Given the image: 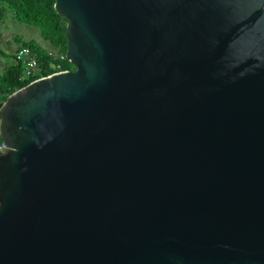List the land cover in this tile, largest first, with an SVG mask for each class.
<instances>
[{
	"label": "water",
	"instance_id": "95a60500",
	"mask_svg": "<svg viewBox=\"0 0 264 264\" xmlns=\"http://www.w3.org/2000/svg\"><path fill=\"white\" fill-rule=\"evenodd\" d=\"M72 69L0 106V264H264V0H54Z\"/></svg>",
	"mask_w": 264,
	"mask_h": 264
},
{
	"label": "trees",
	"instance_id": "16d2710c",
	"mask_svg": "<svg viewBox=\"0 0 264 264\" xmlns=\"http://www.w3.org/2000/svg\"><path fill=\"white\" fill-rule=\"evenodd\" d=\"M7 10L12 13L16 21L36 27L40 36L58 49L59 55H53L33 40L20 41L21 45L12 55L13 62L6 66L0 75V106L7 96L15 90L39 77L54 73L56 65H60V70L73 68L65 58L67 48L64 36L66 21L56 13L54 0H0V24ZM22 47L29 48L37 60V66L30 70L29 74H26L25 63L22 60H16L15 53ZM0 53L3 56H8L1 50Z\"/></svg>",
	"mask_w": 264,
	"mask_h": 264
},
{
	"label": "rangeland",
	"instance_id": "374dc122",
	"mask_svg": "<svg viewBox=\"0 0 264 264\" xmlns=\"http://www.w3.org/2000/svg\"><path fill=\"white\" fill-rule=\"evenodd\" d=\"M29 40L35 41L41 48L53 55H59L58 49L44 40L36 27L27 26L16 21L10 11H5L0 24V50L8 56H3L0 53V75L4 72L5 67L13 62L12 55L19 48L20 43Z\"/></svg>",
	"mask_w": 264,
	"mask_h": 264
},
{
	"label": "built area",
	"instance_id": "2783aa9c",
	"mask_svg": "<svg viewBox=\"0 0 264 264\" xmlns=\"http://www.w3.org/2000/svg\"><path fill=\"white\" fill-rule=\"evenodd\" d=\"M15 56H16V60H22L25 63L24 66H25L26 74H29L30 70L35 69V67L37 66V60L35 54H33L29 48L22 47L15 53ZM55 68L56 71L54 72L63 71L60 70V65H56ZM1 145L2 143L0 144V146Z\"/></svg>",
	"mask_w": 264,
	"mask_h": 264
}]
</instances>
